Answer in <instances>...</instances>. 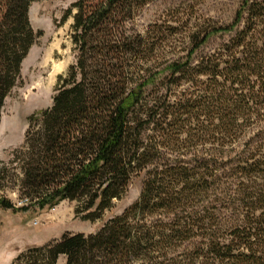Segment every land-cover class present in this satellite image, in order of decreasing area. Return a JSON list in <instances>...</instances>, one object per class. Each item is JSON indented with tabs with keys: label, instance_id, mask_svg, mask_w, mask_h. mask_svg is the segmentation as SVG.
<instances>
[{
	"label": "trees",
	"instance_id": "1",
	"mask_svg": "<svg viewBox=\"0 0 264 264\" xmlns=\"http://www.w3.org/2000/svg\"><path fill=\"white\" fill-rule=\"evenodd\" d=\"M38 1L0 0V125L43 35L29 16ZM149 1L80 0L67 11L75 63L0 168V192L16 178L30 202L17 209L0 197L4 210L80 202L78 217L94 223L144 173L139 200L97 233L66 234L13 264H264V6L198 29L187 58L161 62L162 44L127 29ZM166 82L181 90L161 92Z\"/></svg>",
	"mask_w": 264,
	"mask_h": 264
},
{
	"label": "rangeland",
	"instance_id": "2",
	"mask_svg": "<svg viewBox=\"0 0 264 264\" xmlns=\"http://www.w3.org/2000/svg\"><path fill=\"white\" fill-rule=\"evenodd\" d=\"M78 1L40 0L31 5V25L35 32H42L43 35L24 61L21 80L6 99L2 111L0 168L9 165L15 152L24 146L30 118L52 106L53 97L62 84L61 79L67 77L69 68L75 63L76 53L72 42L74 19L72 16L64 24L62 20ZM242 6H264V0H150L148 4L136 8L127 29L129 34L149 35L159 46L162 44L161 62L179 60L187 58L192 49L191 36L194 32L231 26ZM241 26L243 28L244 24ZM233 36L232 32L212 36L193 55V60L197 62L199 58L221 49ZM56 44L59 47L54 49L48 61L51 48ZM53 62H64L68 66L54 81L51 76ZM162 85L161 92L166 93L167 89L173 93L181 90L177 84L169 86L166 82ZM13 174L16 176V168ZM145 179L144 173L134 178L122 199L114 200L112 207L94 223L84 222L78 217L80 202L64 201L51 210L31 209L27 213L0 207V264H13L30 249L60 241L66 234L88 236L97 233L109 220L122 215L139 200ZM6 186L0 192V197L8 199L17 209L30 204L28 199L21 196L16 178ZM58 264H66V258L61 257Z\"/></svg>",
	"mask_w": 264,
	"mask_h": 264
},
{
	"label": "bare ground",
	"instance_id": "3",
	"mask_svg": "<svg viewBox=\"0 0 264 264\" xmlns=\"http://www.w3.org/2000/svg\"><path fill=\"white\" fill-rule=\"evenodd\" d=\"M58 44H59V42H58ZM56 44V45H54L53 46V48H51V51H50V53H49V56H48V61L49 60H51V53L53 54V51H54V49L57 47H59V45H61V44ZM67 51V50H66ZM61 52V51H60ZM60 54V53H59ZM52 62V61H51ZM66 63V62H65ZM53 64H54V62H53ZM52 64V65H53ZM68 67V66H67ZM66 67V65L64 64V62H60V63H55L54 64V67H53V71H52V73H51V76L53 77V81H54V79L56 78V76L60 73V72H62L65 68H67ZM50 76V77H51ZM52 79V78H51ZM51 82V81H50ZM50 84V83H49ZM53 84V83H52ZM54 85V84H53Z\"/></svg>",
	"mask_w": 264,
	"mask_h": 264
}]
</instances>
